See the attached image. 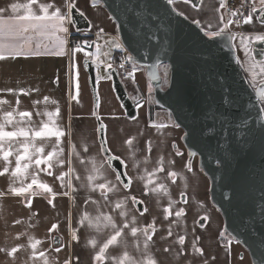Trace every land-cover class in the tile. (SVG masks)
<instances>
[{
  "label": "snow or ice",
  "instance_id": "6c2138e0",
  "mask_svg": "<svg viewBox=\"0 0 264 264\" xmlns=\"http://www.w3.org/2000/svg\"><path fill=\"white\" fill-rule=\"evenodd\" d=\"M101 2L102 0H90L92 7L98 6ZM177 2L178 0H119V3H116V0H113L115 7L122 10L126 17L131 29L130 35L137 47L147 49V46L151 45L153 50L157 49V45L153 41L159 40L156 32L161 29L166 35L165 42L168 43L169 47L180 39L181 29L175 17L189 20V16L175 7ZM182 2L191 4L196 8L201 0H182ZM219 8L225 10L219 17V27L213 23H208L207 28H205L196 19H192L190 23L196 25L198 32L202 33V38L209 41L224 40L232 48L239 46L246 59L251 61L247 69L251 73L249 84L254 89L255 100L259 104L260 133L264 137V49L260 53L261 59L259 60L252 54L254 43L264 44V32L247 34L231 31V26L252 25L254 17L261 26H264V0H241L240 6L235 9H228L225 0H219ZM73 9H76L80 16H84V13L77 9L75 0H63L62 6H57L55 2H50V0H28L27 3L12 2L5 7H0V61L18 57L40 56L42 54L40 38L56 36L57 33H62L64 36L69 35V26L74 24ZM153 27L156 31H152ZM103 36L104 29L100 28L97 37L103 38ZM65 43L64 39L57 36L56 48L51 53H48L45 48L43 54L65 55ZM105 43L109 44L111 48L125 53L119 64H116L110 52L102 53L101 45L96 42L85 40L76 43L73 46V51L84 52L86 49H93L94 46V51L86 52L84 65L87 67L91 62V64L99 67L100 63L93 57L104 55L107 58L106 70H110L106 71L107 78H110L111 73L115 71L121 73L123 79L131 80L135 84L136 74L146 68L149 72V80L162 81L165 86L170 84L168 65L139 64L116 37L109 38ZM148 54L146 50L144 55L148 56ZM236 62L242 64L239 57L236 58ZM72 67L76 81L74 87L78 99L80 92L79 69L76 65ZM161 68L163 70L162 75L159 74ZM258 76L261 78L259 86H257ZM95 79L98 77L94 78V82ZM56 83H59L58 77ZM220 88L221 99L219 103L216 105L209 104L208 109L203 113L204 120L212 121V123H204L201 134L211 140L217 135V124L224 129L220 133L225 137L224 142H218L215 148V162L218 165H227L234 158L231 140L226 135L233 124L229 116L233 110L239 111L242 106L244 107L245 113L239 117L235 127L247 129V132L244 133L247 137L248 133L254 132L252 125L255 121L250 119V109L254 105L251 100L242 105L241 99L234 98L227 86L221 84ZM33 91L38 92L39 89ZM6 92L16 96L33 94L24 89H20L19 92L14 89H7ZM20 103V100L17 99V107L6 110L4 105L9 104V101L0 99V166H2L0 177L9 176L10 178L8 189L0 191V197L6 195L25 197L24 206L31 209L32 198H47V194H51L52 198L47 199V203L54 208V200L57 195L71 196L72 200L75 201L76 196L83 193L75 226H73L71 212L68 214L67 221L71 231V242L80 244L83 240L86 250L90 246L92 254L89 259L92 264H168L170 258L174 259L177 264H192V257L201 258L203 264H209V259L205 258L204 248L198 246L201 240L200 236H195L191 248L186 250V232L176 235L171 243L165 244L162 249V253L165 254L163 259L158 257L156 252H153L154 248L157 249V252L160 251L157 248L158 243L173 238L174 226L181 227V220L186 218L187 209L176 206L178 204L186 205L188 201L183 192L180 195L185 197L184 199L175 200L172 198L171 189L164 181L170 180L171 184H175L178 173L166 168L163 157L159 158L157 167L151 171L146 167L141 168V164L150 162L148 158L151 155L149 142H146L147 155L144 160L136 159V151L131 150L133 138L129 137L124 143L131 150L128 160L132 162L131 171L136 172L135 180L141 183V195L155 196L158 201L167 199L168 203L161 209L164 213L163 219L169 222L167 229H158L155 218L150 223L141 225L139 218L148 213L150 209L147 206L143 207L142 210L129 207L130 204L142 205L145 202L132 194L134 181L133 177L129 175L128 162L112 151L106 138H102L100 141L99 152L105 154L100 159H97L95 155H89L90 148L83 140L79 148L70 141V153L65 159L63 137L65 135L70 137L71 132L62 129L58 124L59 108L55 111L48 110L49 97L47 96L43 97L42 100L34 101L31 111L20 110ZM41 103L44 105L43 108L40 107ZM52 103L57 102L52 101ZM34 116L39 120L34 119ZM113 119L117 118L113 117ZM149 126L168 127L164 124ZM171 126L179 128L180 124ZM99 130L106 134L107 126L100 124ZM189 135L188 132L184 134L185 137ZM239 143L237 141V145ZM244 143L247 144L248 140L245 139ZM172 147L175 148L176 145L173 143ZM175 155L183 156L184 154L177 151ZM196 155L195 152L189 153L190 157ZM74 160L84 165L85 175L83 177L75 169ZM65 164L68 165L67 171L60 172L58 176H55V179L60 182L61 188H66L67 191L57 194L53 187L42 181L39 176L40 173L53 176V169L63 168ZM167 164L174 165L175 161L169 160ZM121 168L125 171H120ZM185 168L189 173L193 171L191 159L187 160ZM160 174H164V176L161 177ZM29 180L30 182L26 183ZM90 205L92 206L91 211L88 210ZM261 212L264 213V206H261ZM200 219L207 221L209 217L205 215ZM22 222L18 219L13 223L21 224ZM199 227L206 229L207 225L201 223ZM58 229L59 223H53L48 229V233L52 234L50 242L52 245H56L54 250L57 253L62 250L59 245H64L63 238L55 234ZM158 232H164L165 235L160 236L157 240ZM193 233H195V229H193ZM14 239H23L26 243L16 244L11 249L0 247V253H3L13 262H15L18 252L29 251V259L32 264H38V262L59 264L58 258H51L45 250L40 248L45 241L36 238L29 232H20L16 234ZM217 239L222 241L220 247L225 250L229 257L232 255L233 243H241L236 237L230 236L226 230L220 231ZM215 259V256L211 257V260ZM240 260L243 261L244 257L240 256ZM77 261H79L78 256ZM64 264H71V261L65 260ZM260 264H264V254H262Z\"/></svg>",
  "mask_w": 264,
  "mask_h": 264
},
{
  "label": "crops",
  "instance_id": "0c3cea01",
  "mask_svg": "<svg viewBox=\"0 0 264 264\" xmlns=\"http://www.w3.org/2000/svg\"><path fill=\"white\" fill-rule=\"evenodd\" d=\"M12 2L27 3L28 0H0V7H5L7 4ZM50 2H55L57 6H62L63 0H50ZM77 9L83 12L87 20L89 21V28L85 30L76 31L74 26H69V35L64 36L62 33H57L56 36L42 37L40 38L41 52L40 56H28V57H18L16 59H8L5 61H0V99L9 101V104H5L4 108L6 110H12V108L17 107L16 101L20 100L19 108L20 110H33V102L37 100H42L43 97H49V103L47 105L48 110L55 111L57 108L60 110V115L58 119V124L62 129L71 132V136L65 135L63 137V147H64V158L67 159L70 153V141L74 142L77 148L80 147L81 141L83 140L88 144L90 148L89 155H95L97 159L105 156L104 153L99 152L100 142L98 139L97 129L98 122L96 116L93 113V100L92 94L88 83L87 72L83 66V61L86 58L87 51H94L93 49H86L84 52H74L73 46H71V36L73 34L79 33L81 35H90L92 42H97V32L100 28L104 29L105 39H100L101 51L107 49L105 42L111 37H116L119 40L116 23L110 19V14L100 3L96 7H92L90 0H75ZM175 7L179 11L185 12L190 19H196L201 22V25L207 28L208 23H213L219 27V17L224 13L223 9L219 8V0H201V3L194 8L191 4L183 3L182 0H178ZM231 31L233 32H244L247 34H254L259 32H264V26H261L255 17L252 25H241L231 26ZM64 39L65 43V55L56 56L53 54H43L45 48L48 53H51L53 49L56 48V37ZM85 41V40H84ZM88 41V40H87ZM120 41V40H119ZM35 40L33 41V46ZM257 43L252 45L253 56H255L254 48ZM238 45V42H237ZM94 48V46H93ZM118 50V49H115ZM114 50V51H115ZM237 56L241 60L240 64L243 73L245 74L248 81L251 79V73L247 71L251 61L246 59L244 53L241 51L240 47L235 48ZM94 58V57H93ZM257 58V57H256ZM258 60L261 58H257ZM73 65L78 66L79 69V86L80 92L77 99V93L75 90V78L73 76ZM258 72V69H256ZM57 77L59 78V83H56ZM260 77H257V82L259 83ZM123 81V80H122ZM125 81V82H124ZM125 84L130 86L131 93L130 97L134 100L136 104V116L130 118L125 115L123 108L121 107L118 99L116 98L111 85V78H107L106 75L98 77L97 87L99 86L102 91L104 98L102 108L104 112L109 111L111 107L112 113H117V124H113L112 127L108 129L105 134V138L109 142V147H112L116 154L124 155L127 160L130 155L131 150L136 151V159L144 160L147 155L146 142H149L151 146V155L149 158L150 162L147 164H141V168H147L151 171L153 168L157 167V162L160 157H163L165 161L166 168L174 170L179 168L180 165H185L186 161L182 162V159L177 161V164L169 165L167 161L174 160L176 157L175 150L164 148V144L168 141H172V132L176 131L178 139L180 135V129L172 127L171 124L168 127H150L149 125H161L160 121H164L161 116H157V123H149V113H148V103L144 99L143 95L150 90L152 86L148 81L145 71L138 72L135 77L136 83L134 84L131 80H124ZM7 89H14L19 92L20 89H24L26 92H32V95H12L6 92ZM39 89L38 92L33 90ZM56 101L57 103H52ZM41 108L44 107L43 103L40 105ZM97 108V107H96ZM157 111L154 109L152 111L153 118ZM37 121L39 118L33 117ZM130 118V119H128ZM100 121L101 118H99ZM150 120L152 118L150 117ZM103 122V121H102ZM104 124V122H103ZM105 125V124H104ZM165 125V124H164ZM141 126L143 131H139ZM119 127V128H118ZM129 137L133 138V148L130 150L128 146L124 143ZM81 155H84L81 153ZM181 162V163H180ZM74 167L81 177L85 175L84 165L80 164L78 161H73ZM151 164V165H149ZM151 166V167H150ZM68 165L65 164L63 168L53 169V176H48L44 173H40L39 178L47 182L53 187L54 192L59 194L67 191L66 188H61L60 182L55 179L60 172L67 171ZM2 170V166H0ZM197 170V175L192 176V182L189 184L181 182L177 178L175 184H171V181L165 180L171 189L172 198L175 200H180L181 192L187 187L192 191L195 186L193 183L194 176L200 179L202 188H204L205 199L208 208L205 210L211 211L210 224H212L210 230L206 231L201 235V240L198 246H201L205 250V258L209 259V264H252L251 259L247 251L242 247V245L236 244L232 245V255L229 257L226 255L224 249L220 247V241L217 237L221 229L223 228V218L219 210L210 202L209 199V187L210 182L205 176H203L200 171ZM133 181H135L136 172L132 171L131 174ZM161 177L164 174H160ZM67 179V178H66ZM137 181V180H136ZM30 182L29 181H26ZM74 183H76L74 181ZM187 184L185 186L184 184ZM10 185L9 176L0 177V191H6ZM141 183L137 181V184H133L132 194L136 195L138 199L143 200L145 203L143 207H149V200L155 196H143L138 192H141ZM39 191V190H38ZM83 193L76 196L75 201L72 200L71 196L65 197L63 195H57L55 197L53 208L47 203V199L52 198L51 194H47V198L34 197L32 202V208L29 209L24 206L25 197H15L11 195H6L0 197V247H7L11 249L16 244H24L25 240H15L14 237L20 232L27 231L34 235L36 238L45 241L40 248L45 250L48 255L53 258L59 259V264H64L65 260H70L71 264H90L91 261L89 257L91 256L90 246L88 250L84 247L83 240L80 244H75L71 242L70 235L71 231L68 227L67 217L69 212L72 213L73 226L76 224V217L80 212V203L82 202ZM168 203L167 199L157 200V207L161 210L164 205ZM182 204H178L176 207H182ZM194 204L185 205L187 209V216L181 220V227H173V232L184 233V230L193 231L195 229L194 223L195 219L202 214V211H194ZM130 208L136 209L133 205H129ZM89 211L92 210V206H89ZM175 210V209H174ZM162 212V211H161ZM164 217V213L162 212ZM22 220L21 224H14L16 220ZM153 217L147 213V217L144 220L140 219L141 225L150 223ZM53 223H59V229L57 235H60L64 240V245H59L62 250L57 253L55 252V246L51 244V235L48 233V229ZM163 228L167 229L168 221L162 222ZM31 225V226H29ZM162 228L161 226L157 227ZM165 235L163 233H157V238ZM175 237V236H174ZM195 238L192 239V241ZM170 238L168 241H171ZM164 243V242H163ZM163 243H158L160 245V250ZM188 246L189 244L186 243ZM156 249V248H155ZM189 249V247H187ZM129 251H132L129 249ZM154 252V251H153ZM114 255L116 253H113ZM159 254L164 256L162 252ZM174 254V253H173ZM29 251H20L16 254L15 262L7 258L3 253H0V264H32L29 259ZM77 256L79 261H77ZM215 256V260H211V257ZM240 256L244 257V260H240ZM174 260V259H173ZM168 261V264H172ZM175 263V262H174ZM42 264V262H38ZM177 264V263H176ZM192 264H203L201 258L193 257Z\"/></svg>",
  "mask_w": 264,
  "mask_h": 264
},
{
  "label": "water",
  "instance_id": "95a60500",
  "mask_svg": "<svg viewBox=\"0 0 264 264\" xmlns=\"http://www.w3.org/2000/svg\"><path fill=\"white\" fill-rule=\"evenodd\" d=\"M101 3L116 23L119 40L139 64L158 63L169 66L168 86L163 85L162 81L149 80V72L144 69L152 86L154 103L158 108L166 110L175 124H180L183 130L182 141L188 156L190 152L197 153L198 166L209 178L210 200L223 218V229L241 241L240 244L247 251L252 264H260L264 254V213L261 212V206H264V137L260 133L259 104L255 100L254 89L240 64L236 62L238 56L235 48L224 40L209 41L202 38L196 25L190 23L192 19L184 20L182 17H175L181 29L177 43L169 47L165 42L166 35L161 29L156 32L159 40L153 41L157 45L156 50L151 45L147 49L137 47L122 10L115 7L113 0H102ZM73 20L76 31L89 28L85 15L80 16L76 9H73ZM152 31L156 29L153 27ZM262 49L264 44L255 45L254 53L257 58H261ZM146 50L148 56L144 55ZM83 66L96 109L98 93L97 79L94 82V78H97L95 66L90 62L86 67L84 61ZM159 74L162 75L161 69ZM110 78L114 94L125 115L135 117L136 104L128 94L119 73L113 71ZM221 84L228 87L234 98H240L242 105L249 100L254 105L250 109V119L255 121L252 125L254 132L248 133L247 137L244 135L247 129L235 127L239 117L245 113L244 107L239 111L233 110L229 116L233 124L226 135L231 140L234 158L227 165H218L215 162V148L218 142H224L225 137L220 134L224 129L217 124V135L211 140L201 134L202 125L212 123L204 120L203 113L209 104L219 103ZM100 124L103 122L99 120V142L105 138V134L99 130ZM186 132L190 133L188 137L184 136ZM245 139L248 140L247 144L244 143ZM237 141L240 142L239 145ZM119 170L125 171L123 168ZM136 207L142 210L143 204Z\"/></svg>",
  "mask_w": 264,
  "mask_h": 264
},
{
  "label": "rangeland",
  "instance_id": "374dc122",
  "mask_svg": "<svg viewBox=\"0 0 264 264\" xmlns=\"http://www.w3.org/2000/svg\"><path fill=\"white\" fill-rule=\"evenodd\" d=\"M104 37V36H103ZM100 39H105V38H97V42L96 43H99L100 44ZM94 50V48H93ZM115 49L111 48V46L108 44L107 45V49L105 51H101L102 53L104 52H110L111 53V56L113 55V52H114ZM94 59L97 60L98 63H100V66L97 67L95 64V73H96V77H101L103 75H106V63H107V58L104 56V55H101L99 57H94ZM164 65H167V64H164ZM162 70V68H161ZM163 72V70H162ZM124 81V80H123ZM125 82V81H124ZM151 89V88H150ZM97 93H98V102H97V108L95 109L94 106H93V113H94V116H96V119H97V122H99V118H101V120L104 122V124L107 126V131L110 127H112L113 124H117L116 121L117 119H113V117H116L117 118V113H112L111 112V107H109V111L107 112H104L103 111V108H102V104H103V101H104V98H103V95H102V91L100 90L99 86L97 87ZM144 99L147 101L148 104H152L154 103V100H153V94H152V90L148 91L146 93V95L144 94L143 95ZM157 111V113L155 114L154 118H153V115L151 116L152 120H148L149 123L151 124H156L158 121H157V116H161L163 119H165L164 121H160L159 120V124H165V125H173L175 124L174 121L172 120V117L171 115L166 111V110H163V109H155ZM134 118V117H132ZM130 119V118H128ZM154 122V123H152ZM117 125H120V124H117ZM119 128V127H118ZM139 131H143L141 126L138 128ZM179 131L181 134H183V130L179 127ZM172 141L170 142H166L164 144V148L166 149H172V150H175V152L179 151V152H182L184 155L183 156H176L174 158V161L175 163L177 164V161H179L180 159H182V162L185 160L187 162L189 158L188 156V152H187V149L182 141V135H180L179 139H178V136H177V132L176 131H173L172 132ZM173 143L176 145L175 148L172 147ZM112 149V147H110ZM112 151H114V149H112ZM116 153V151H114ZM120 156H122L123 158H126L124 155H121V154H118ZM191 161H192V168H193V171L191 173H189L187 171V169L185 168V165H180L179 168L177 169H174L178 175H182L177 178H179L181 180V182L183 183L186 182L189 184V182L191 183L192 181V176L191 174H195L197 175V170H199V166H198V157L197 155L196 156H193L191 158ZM131 160L128 161V165H129V173L131 174ZM181 163V162H180ZM151 165V164H149ZM152 166V165H151ZM150 166V167H151ZM171 170V169H169ZM201 173L203 176H205V178L208 180L209 178L207 177V175L203 172V170H200ZM193 183H194V186L195 188L190 191L187 187L182 191L184 194H185V197L187 198V205H190L191 203L194 204L195 206L193 207L194 211H202V214L199 215L197 217V219H195V223H194V226H195V233H193V231H189V230H184V233H175L174 236L176 235H179V234H185L186 232V235H187V243L189 244L188 246L186 245V250H187V247H189V249L191 248V244H192V239L195 238V236H201L203 235V233H205L206 231L210 230V228H206V229H202L199 227V224H206L207 227H211L212 224H210V216H211V211L208 210V206H207V202H206V199H205V193H204V188H202V185H201V181L200 179L197 177L194 176V179H193ZM170 181V180H169ZM134 183L137 184V181L135 180ZM184 184V185H187V184ZM181 192V193H182ZM139 194H141V192H138ZM181 196V195H180ZM209 196V195H208ZM185 197L182 198V196L180 197V200L181 199H184ZM209 199H210V196H209ZM211 202V200H210ZM212 203V202H211ZM183 206L182 207H185V204H182ZM134 207H136V205H133ZM150 209L149 211V214L155 218V223H156V226H161L162 228L164 227L163 223L162 222H167L163 219V216H162V212L161 210L157 207V204H156V197H153L151 198V200H149V207ZM205 208H208L207 210H205ZM137 209V207H136ZM207 215L209 217V219L207 221H204L200 219V217H203ZM147 217V213L143 216V217H140L139 220L141 218H143L144 220L146 219ZM165 229V228H163ZM224 230L223 228L221 229V231ZM159 233H163L165 234L164 232H159ZM173 236L172 239H175V237ZM157 238V237H156ZM158 240V238H157ZM172 241V240H171ZM167 243H171L169 241H165L161 247V250L157 252V249H153L154 252H156V255L158 257H160L161 259H163L164 256H161L159 254V252L161 253L162 252V249L163 247L165 246V244ZM220 243H222V241H220ZM243 247V246H242ZM158 248L160 249V245H158ZM244 248V247H243ZM174 256V254H173ZM193 259V257L191 258ZM169 261L172 262V264H176L177 262L175 260H173L172 258L169 259ZM170 262V263H171ZM175 262V263H174ZM92 264V262L90 263Z\"/></svg>",
  "mask_w": 264,
  "mask_h": 264
},
{
  "label": "trees",
  "instance_id": "16d2710c",
  "mask_svg": "<svg viewBox=\"0 0 264 264\" xmlns=\"http://www.w3.org/2000/svg\"><path fill=\"white\" fill-rule=\"evenodd\" d=\"M89 39H91L90 35H81L79 33L73 34L71 36V46H74V44H76V43H80V42H83L84 40H89ZM120 55H121V51L120 50H115L113 52L112 57L115 59L116 64H117V62L119 60ZM161 73H162V70H161ZM125 88L128 91V94L130 95V93H131L130 86L125 84ZM147 107H148L149 120H150V117L152 116V111L154 109H159V108L156 106L155 103L148 104Z\"/></svg>",
  "mask_w": 264,
  "mask_h": 264
},
{
  "label": "built area",
  "instance_id": "2783aa9c",
  "mask_svg": "<svg viewBox=\"0 0 264 264\" xmlns=\"http://www.w3.org/2000/svg\"><path fill=\"white\" fill-rule=\"evenodd\" d=\"M226 2V6L228 9H235V8H238L241 4V0H225ZM223 11L225 12V10L223 9ZM89 42H92L91 40H88ZM125 55L124 52H121V55L119 57V60L117 62V64H119L121 62V58ZM119 73V72H118ZM119 76L122 80H126V79H123L122 78V74L119 73Z\"/></svg>",
  "mask_w": 264,
  "mask_h": 264
},
{
  "label": "flooded vegetation",
  "instance_id": "af4514ba",
  "mask_svg": "<svg viewBox=\"0 0 264 264\" xmlns=\"http://www.w3.org/2000/svg\"><path fill=\"white\" fill-rule=\"evenodd\" d=\"M181 197V196H180ZM183 198V197H182ZM204 222V221H203Z\"/></svg>",
  "mask_w": 264,
  "mask_h": 264
}]
</instances>
